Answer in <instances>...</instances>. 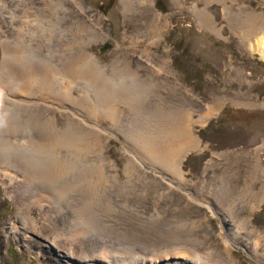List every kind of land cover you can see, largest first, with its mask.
Segmentation results:
<instances>
[{"label":"rangeland","instance_id":"obj_1","mask_svg":"<svg viewBox=\"0 0 264 264\" xmlns=\"http://www.w3.org/2000/svg\"><path fill=\"white\" fill-rule=\"evenodd\" d=\"M24 1L36 11L44 6L42 0H0V63L3 42L18 38ZM82 1L101 15L106 34L75 39L64 26L91 21L72 4L59 14L66 25L53 42L38 28L20 36L18 65L30 55L71 52L78 58L85 50L111 75L125 60L147 66L150 56L141 51L147 48L172 68L150 95L162 112L193 108L200 110L198 119L206 105L215 109L192 126L200 145L180 154L179 180L137 153L130 138L133 109L116 105L110 119L94 108L86 81L74 80L79 105L70 109L66 100L54 99L45 115L54 116L58 129L95 126L94 149L82 159L88 166L105 163L109 180L96 190L84 181L58 207L46 189L30 188L21 169L9 175L0 168V264H264V60L240 42L244 37L229 18L231 12L239 20L248 12L264 14V0ZM199 12L213 17L215 30ZM157 25L152 45L144 32ZM12 95L0 82V109L15 106ZM31 96L30 111L51 101L35 89ZM17 142L18 153L33 151L28 141ZM59 152L66 157L65 148Z\"/></svg>","mask_w":264,"mask_h":264},{"label":"bare ground","instance_id":"obj_2","mask_svg":"<svg viewBox=\"0 0 264 264\" xmlns=\"http://www.w3.org/2000/svg\"><path fill=\"white\" fill-rule=\"evenodd\" d=\"M28 2L24 1L27 6L21 17L22 25L17 29L19 39L17 38L16 42L19 43H13L10 40L3 42L4 56L0 63V82L15 96L12 95L13 100L10 99L15 106L13 108L2 106L0 109V163H2L0 168L5 169L9 175L12 174L11 171L18 172L21 169L24 172V179L28 182L31 180L30 188L46 189L58 207L66 206L69 202L68 193L79 189L84 181L88 180L87 189H95L109 180L105 163L88 166L82 159L86 158V151L91 152V149H94L92 148L94 143H91L90 139L95 135V126L90 124L91 129L87 131L72 127L58 129L54 116L45 115L48 114L47 109L55 108L54 99L62 98L66 100V103L71 104H68L70 109H75L79 105V100L74 95V80L82 78L91 88L94 108L100 114L113 119V115L117 113L113 112L117 109L116 105L119 107L124 104L133 109L135 116L130 138L134 142L137 153L153 161L154 166H161L179 180H183L179 164L180 154L184 150L200 145L192 126L196 122H206L213 114L215 105L209 104L201 109L198 119L195 118V112L200 110L193 108L192 110L185 108L178 115L175 111L162 112L157 102L150 99V95L154 92L158 93L159 78L163 77V74H170L172 68L165 56L159 59L151 49L149 51L147 48L141 49L144 54L148 52L150 56L147 66L143 65L140 59L133 64L132 61L125 60L123 66L120 64L113 66L111 75H105L96 57L85 50L78 58L71 52L65 54L54 52L49 58H36L30 55L29 59L25 58L24 65H18L15 51L16 45L22 42L20 36H24L22 39H25L30 30L38 28L37 30L45 32L46 38L49 37V43L53 42L52 37L56 35V30L62 28L61 26L65 23L59 14L63 9L69 10L72 4L91 21V23L83 21L74 26L64 24L66 25L64 27L74 32L75 39L85 42L84 38L86 39L87 36L94 39L106 34L101 15L82 0H67V2L42 0L44 6L39 11L34 10L30 7L31 5L28 6ZM126 4L130 6L129 2ZM226 14L229 13L226 12ZM263 15V13L248 12V18L239 21L240 14L231 12L229 18L230 22L242 28L243 31L237 27L244 37L246 46L262 54L264 60V25L259 30L251 28L255 26L254 23H258L257 21L264 17ZM199 16L203 22L213 25L214 19L209 13L199 12ZM55 17L60 19L55 20ZM159 27V25L153 26L144 33L153 39L155 35L158 36L157 33L161 30ZM140 41L135 38L133 43L138 45ZM154 42H156L155 38L152 45ZM168 80L165 78L163 81L170 83ZM34 89L51 101L45 99L44 106L40 107L41 104L37 103L36 110L30 111L28 105L35 106L31 98L33 97L31 95H34ZM87 93L90 95L89 92ZM81 99L80 101L83 102ZM82 102L84 109L88 108ZM17 140L28 141V145H33V151L25 154L18 153ZM174 142L177 143L176 148H173ZM61 148L67 150L66 157L60 154ZM93 176H95L94 182H90L89 179ZM76 211L80 210L76 209ZM81 212L84 211L81 210ZM134 262L133 264H138L139 259ZM170 263L181 264V261Z\"/></svg>","mask_w":264,"mask_h":264},{"label":"crops","instance_id":"obj_3","mask_svg":"<svg viewBox=\"0 0 264 264\" xmlns=\"http://www.w3.org/2000/svg\"><path fill=\"white\" fill-rule=\"evenodd\" d=\"M226 14V13H225ZM227 15V14H226ZM264 16V15H263ZM244 17V15H241V19L239 20V21H244L242 18ZM258 23H254L255 24V26L254 27H251V28H255V29H260L263 25H264V17L263 18H260L258 21H257ZM213 23H214V21H213ZM232 23V22H231ZM233 24V23H232ZM259 25H261V26H259ZM234 26V25H233ZM213 30H215V25H211L210 26ZM238 27V26H237ZM234 29H236V27H233ZM240 30H242V28L241 27H238ZM243 31V30H242ZM259 36H261V35H259ZM239 39H240V42L242 43V44H244L245 46H246V43L245 42H242L241 41V38L239 37ZM249 50L250 51H252V52H254V53H257V54H259L257 51H254V50H251L250 48H249Z\"/></svg>","mask_w":264,"mask_h":264}]
</instances>
